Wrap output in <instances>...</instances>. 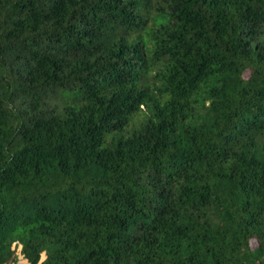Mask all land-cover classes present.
Here are the masks:
<instances>
[{"label": "trees", "instance_id": "obj_1", "mask_svg": "<svg viewBox=\"0 0 264 264\" xmlns=\"http://www.w3.org/2000/svg\"><path fill=\"white\" fill-rule=\"evenodd\" d=\"M0 264H264V0H0Z\"/></svg>", "mask_w": 264, "mask_h": 264}]
</instances>
